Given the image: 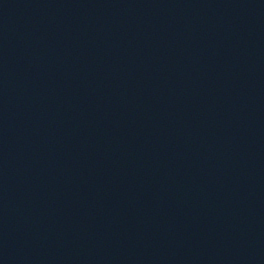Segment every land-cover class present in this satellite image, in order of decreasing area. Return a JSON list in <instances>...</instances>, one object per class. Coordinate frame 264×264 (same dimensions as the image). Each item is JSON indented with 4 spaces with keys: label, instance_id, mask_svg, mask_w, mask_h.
I'll use <instances>...</instances> for the list:
<instances>
[{
    "label": "water",
    "instance_id": "95a60500",
    "mask_svg": "<svg viewBox=\"0 0 264 264\" xmlns=\"http://www.w3.org/2000/svg\"><path fill=\"white\" fill-rule=\"evenodd\" d=\"M0 264H264V0H0Z\"/></svg>",
    "mask_w": 264,
    "mask_h": 264
}]
</instances>
